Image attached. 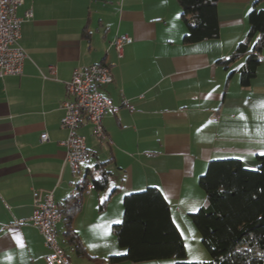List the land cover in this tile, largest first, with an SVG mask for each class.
<instances>
[{
    "label": "crops",
    "instance_id": "0c3cea01",
    "mask_svg": "<svg viewBox=\"0 0 264 264\" xmlns=\"http://www.w3.org/2000/svg\"><path fill=\"white\" fill-rule=\"evenodd\" d=\"M255 1L220 0L219 37L186 42L177 0H24L17 13L25 17L20 43L28 57L21 75L0 78V264H48L43 235L31 220L34 193L53 190L58 206H65L87 168L109 159L107 189L89 184L72 222L90 255L125 252L112 230L123 217V197L157 186L187 258L211 259L190 225L189 214L206 199L199 178L212 159L237 157L255 168L264 153V50L249 86L240 82L248 54L228 67L219 62L246 37ZM119 35L133 39L121 58L112 44ZM97 62L112 67L113 81L103 92L118 109L103 116L105 138L82 118L78 132L88 156L73 172L63 145L68 131L61 126L65 83L76 68ZM66 230L61 222L58 238L71 248L64 247L72 264H110L79 256Z\"/></svg>",
    "mask_w": 264,
    "mask_h": 264
},
{
    "label": "trees",
    "instance_id": "16d2710c",
    "mask_svg": "<svg viewBox=\"0 0 264 264\" xmlns=\"http://www.w3.org/2000/svg\"><path fill=\"white\" fill-rule=\"evenodd\" d=\"M177 1L187 28L186 42L219 37L217 6L220 0ZM263 1L256 0L249 11L246 37L229 57L219 61L228 67L241 55L248 54L240 71L242 86L251 84L261 63L264 8H260V4ZM257 34L259 37L250 48ZM257 160L258 165L249 168L237 157L212 159L199 178V185L206 195L205 204L189 216L211 256L208 261L187 258L182 232L172 217L167 197L157 186L130 192L123 197V217L113 224L112 230L125 252L102 259L88 253L72 222L82 209L89 184L97 191L107 189L111 174L108 169L110 159L88 167L84 178L77 183L69 204L59 206L64 214L62 222L67 227L68 242L79 256L110 264L168 258H174L175 264H264V153L258 154ZM108 199L103 200L101 207Z\"/></svg>",
    "mask_w": 264,
    "mask_h": 264
},
{
    "label": "built area",
    "instance_id": "2783aa9c",
    "mask_svg": "<svg viewBox=\"0 0 264 264\" xmlns=\"http://www.w3.org/2000/svg\"><path fill=\"white\" fill-rule=\"evenodd\" d=\"M24 0H0V78L8 75H21L27 52L20 43L21 28L25 17L19 16L18 7ZM33 15L29 10L27 17ZM133 41L129 35L116 36L112 44L118 57H123L124 47ZM52 71L55 67L50 66ZM113 81L112 67L103 62L78 67L72 77L65 83L67 95L61 103L64 116L61 126L68 131L63 145L66 148V162L73 172H77L88 156L86 138L78 132L83 117L92 125L94 135L105 138L103 116L108 110L118 109L103 92L105 86ZM49 136L43 133L42 141ZM74 194V193H73ZM34 212L32 222L40 229L44 246L48 250V264H72L66 250L58 238V227L64 214L55 201L54 191L39 190L34 193Z\"/></svg>",
    "mask_w": 264,
    "mask_h": 264
},
{
    "label": "rangeland",
    "instance_id": "374dc122",
    "mask_svg": "<svg viewBox=\"0 0 264 264\" xmlns=\"http://www.w3.org/2000/svg\"><path fill=\"white\" fill-rule=\"evenodd\" d=\"M260 8H264V2L263 3H261V5H260ZM190 225H192V227H194V229H196L195 228V226H194V224H193V222H192V220H191V218H190ZM63 229H62V227H61V231H62ZM186 230V229H185ZM198 231V230H197ZM191 236H189V238H190ZM200 241H201V239H200ZM202 242V241H201ZM64 245V247L67 249V251H70L71 250V248H69L68 247V245L65 243V244H63ZM208 251V250H207ZM115 254H120V253H115ZM204 261H208V260H204Z\"/></svg>",
    "mask_w": 264,
    "mask_h": 264
}]
</instances>
